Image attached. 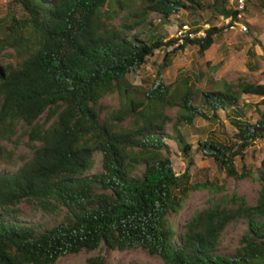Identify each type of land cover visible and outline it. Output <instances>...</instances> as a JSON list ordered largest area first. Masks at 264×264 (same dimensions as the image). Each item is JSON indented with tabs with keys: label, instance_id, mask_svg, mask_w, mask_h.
Wrapping results in <instances>:
<instances>
[{
	"label": "trees",
	"instance_id": "1",
	"mask_svg": "<svg viewBox=\"0 0 264 264\" xmlns=\"http://www.w3.org/2000/svg\"><path fill=\"white\" fill-rule=\"evenodd\" d=\"M130 1L10 0L0 17V264H56L95 251L82 264H105L104 249L142 250L160 264H264V157L256 169L244 162L248 147L264 139V98L242 100L244 94L264 97V83L223 78L221 90H209L204 72L166 82L163 73L188 46L198 48L199 63L210 69L227 26L212 21L204 37L176 45L175 37L154 33L152 18L170 24L187 9L234 20L246 5L139 0L131 9ZM119 12L126 19L111 24ZM157 49L165 55L156 77L134 84L128 76ZM114 94L121 107L109 112L102 99ZM197 118L230 121L231 142L211 136L199 139L197 148L228 178H256L254 203L235 193L219 199L227 182H191L193 143L181 125ZM167 139L188 161L182 174L174 170ZM23 142L29 156L3 166ZM4 143L13 149L6 151ZM97 163L101 169L94 172ZM195 191L209 192V205L178 232L172 217ZM25 205L33 215L27 217ZM233 221L245 230L233 251L222 252L221 237Z\"/></svg>",
	"mask_w": 264,
	"mask_h": 264
},
{
	"label": "rangeland",
	"instance_id": "2",
	"mask_svg": "<svg viewBox=\"0 0 264 264\" xmlns=\"http://www.w3.org/2000/svg\"><path fill=\"white\" fill-rule=\"evenodd\" d=\"M10 0H0V17L5 15L7 4ZM211 0H209L210 2ZM132 7L136 8L139 5V0L130 1ZM236 7V3L233 2ZM247 7L246 11L242 12V21L247 25L248 30L245 33L234 32L225 30L223 36L218 40L217 53L211 63V68H207L206 65L199 63L198 48L195 46H188L185 50L178 52L173 59V63L163 73V78L166 82L173 81L179 73L196 74L199 75L204 72L206 76L202 79L205 82L206 88L209 90H221L223 87V78L235 80L239 76H243L255 82L264 83V54L263 48L254 49L256 54L253 57L249 56V52L246 51L251 43L252 39L258 37L264 42V0H245ZM114 11V9H112ZM108 10L105 11L107 13ZM109 14V13H108ZM106 14V15H108ZM111 15V14H109ZM126 12H119V15L111 19V24H119L126 19ZM153 21L157 25L154 33L164 35L166 38L175 37V33L182 23H188L189 25H210L213 22L219 26H226L225 19L219 15L214 18L209 11L204 12H190V10L183 9L179 14L171 16L172 21L170 24L161 23L157 16L153 15ZM110 20V19H109ZM213 21V22H212ZM252 31V33H251ZM251 33V34H250ZM262 54V55H261ZM164 49H157L154 55L148 59L147 64L143 68L139 69L135 75H129L128 78L136 85H148L153 78L156 77L159 65L164 60ZM263 96L244 94L242 100L245 102H252L254 104L261 103ZM102 103L106 106L107 111L112 112L114 109L121 107V99L118 94L110 95L102 99ZM264 110V104L259 107ZM107 111L102 112V118L105 117ZM177 110L173 109L169 111L172 118L176 117ZM258 118L257 114L250 117L251 122H256ZM127 123V122H125ZM181 130L186 136L187 140L193 143V158L194 165L191 168V182H204L207 179L211 181H219V183L227 182L226 191L219 194V199H227L232 194H238L244 196L250 203H254L258 196L259 182L256 178H245L236 180L234 178H228L226 173L219 168L215 161L202 153L199 150V139H209L211 136L216 137L222 143H229L232 140V134L235 129L231 125L230 121L224 120L221 122L206 121L202 118H197L193 125L183 123ZM168 131L172 132V123L168 125ZM25 141V140H24ZM167 143L171 148V159L174 170L177 174L185 172L188 161L183 158L181 150L178 148L176 142L172 139H167ZM6 151L13 149L12 144L4 143ZM1 151V150H0ZM31 153L30 148L23 142L17 149H15L12 156V160L8 157L6 166L9 163L21 162V157H27ZM264 157V139L257 140L252 146L248 147L245 153L244 162L248 166H252L256 169L260 166L261 160ZM99 157L97 158V160ZM237 168L240 169L242 161L237 159ZM101 169L99 163L93 168L94 172H98ZM225 195V196H224ZM211 194L207 191H195L190 194L187 201H185L183 208L175 215L172 220L178 232H181V227L186 221L196 212L209 205ZM22 210L27 212L29 216L33 215L28 205L24 206ZM245 230V225L242 221H233L230 223L223 232L221 237L220 249L222 252L233 251L239 245V238L242 232ZM106 256L105 264H160V259L154 256L148 255L142 250L131 251H117V250H102ZM98 251L92 253H78L67 256L59 260L56 264H82L86 258L92 254H97Z\"/></svg>",
	"mask_w": 264,
	"mask_h": 264
},
{
	"label": "built area",
	"instance_id": "3",
	"mask_svg": "<svg viewBox=\"0 0 264 264\" xmlns=\"http://www.w3.org/2000/svg\"><path fill=\"white\" fill-rule=\"evenodd\" d=\"M236 8L239 10H243L245 8V0H236ZM225 25L227 29L234 32L245 33L248 28L247 25L242 21V16L239 15L238 19H232V17H228L225 19ZM209 28V25H204L198 31H194V29L189 24H183L178 27L175 38L177 39L176 45L184 44L186 38L194 39L196 37H204L206 35V30Z\"/></svg>",
	"mask_w": 264,
	"mask_h": 264
},
{
	"label": "crops",
	"instance_id": "4",
	"mask_svg": "<svg viewBox=\"0 0 264 264\" xmlns=\"http://www.w3.org/2000/svg\"><path fill=\"white\" fill-rule=\"evenodd\" d=\"M239 33H241V32H239ZM241 34H242V33H241ZM260 41H261V40H260ZM261 42H262L263 44H261ZM261 42L257 41L256 39H255V40L252 39V40H251V43H250V45H249V47H248V49H247V51H246V54L248 53L249 50L254 51V49L257 50L258 47L260 48L262 45H264V42H263V41H261ZM261 48H263V46H262ZM256 52H257V51H256ZM256 52L254 51L255 54H256ZM261 55H262V54H261ZM248 102H249V101H248Z\"/></svg>",
	"mask_w": 264,
	"mask_h": 264
}]
</instances>
